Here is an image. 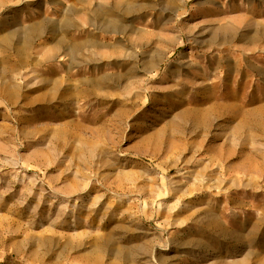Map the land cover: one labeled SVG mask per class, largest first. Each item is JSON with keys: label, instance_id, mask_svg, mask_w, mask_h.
<instances>
[{"label": "rangeland", "instance_id": "374dc122", "mask_svg": "<svg viewBox=\"0 0 264 264\" xmlns=\"http://www.w3.org/2000/svg\"><path fill=\"white\" fill-rule=\"evenodd\" d=\"M0 264H264V0H0Z\"/></svg>", "mask_w": 264, "mask_h": 264}, {"label": "bare ground", "instance_id": "6f19581e", "mask_svg": "<svg viewBox=\"0 0 264 264\" xmlns=\"http://www.w3.org/2000/svg\"><path fill=\"white\" fill-rule=\"evenodd\" d=\"M192 63H193V57L192 56H190V57H188V62H187V64H179V67L181 68V74H182V76L184 77V76H186V74H190V70L191 71H193L192 69V67H193V65H192ZM158 66H159V64H158ZM156 67H154L153 69H151L152 71L155 69ZM169 71V69L167 70V72ZM183 73H184V75H183ZM181 76V77H182ZM177 82V81H176Z\"/></svg>", "mask_w": 264, "mask_h": 264}]
</instances>
